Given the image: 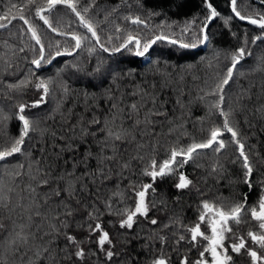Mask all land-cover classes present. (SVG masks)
<instances>
[{
  "label": "snow or ice",
  "instance_id": "1",
  "mask_svg": "<svg viewBox=\"0 0 264 264\" xmlns=\"http://www.w3.org/2000/svg\"><path fill=\"white\" fill-rule=\"evenodd\" d=\"M204 2L208 11L204 21L199 24L196 20L185 22L181 34L175 38L156 34L145 41L139 35L128 32L115 37L121 42L109 47L114 39L113 35L106 38L102 36L101 22L94 23L87 15L95 9V0H0V36L7 33V39L0 41V97L10 100L11 93H19L28 86L42 90L40 99L31 104L14 103L16 110L12 115L3 114V108L0 107V264H84L92 257L99 258V253H103L102 264H117L123 253L117 248L109 232L104 230L102 215L106 213L119 217V228L126 230L133 229L141 217L148 220L149 212L156 207L155 200L150 199L155 194L156 180L176 175L178 169L190 162L196 163L198 157L206 155V150L219 156L227 151L230 144L234 146L237 155L232 162L239 161L243 183L251 191L254 172L264 168V155L259 151H252V146L247 145L246 138L241 135L239 121L235 118L238 114L250 112L253 116L264 119V103L258 106L254 104L255 83H250L249 88L236 95L235 106L228 104V98L231 84L236 82L239 67L243 66L242 61L246 58L253 59L254 63L247 74L239 75L259 74L260 97L256 99L264 97V54L254 56L251 47L259 46L257 42L264 44V10L254 8L252 0H229L232 15L225 22L238 18L255 26L258 34L249 39L247 32L243 37L233 33L240 44L229 55V63L223 74L216 73L212 83L205 81L207 91L201 89L204 95L198 99L205 102L207 121L211 123L205 128L206 120L201 118L200 131L207 132L208 135L199 141L193 137L187 145H181L178 137L165 148V158L162 161L158 159L161 144L156 128L162 123L159 118L167 120L168 113L154 84L137 85L128 94L117 95L118 89L105 93L107 108L99 117L95 115L94 109L90 118L76 116L71 112L64 115L60 109H53L52 113L60 112L62 116L61 127H67L65 136H57L55 131L42 127L40 119H32L25 114L26 109L47 103L46 98L51 96L53 85H57V79L64 71L61 69L56 77L42 79L36 76L35 70L51 65L58 57L71 56L83 50L86 41L94 40L99 50L109 54L122 49L131 51V45L136 49V56H144L157 41L167 40L170 44H179V47L185 49L196 47L197 43H206L208 23L221 14L208 0ZM259 4L264 8V0H259ZM122 6L131 8L129 0H120L105 15L104 20L107 21ZM62 9L78 18L79 25L90 36L74 30L61 31L56 24L63 20L58 15ZM154 15L157 13H149L147 18H142L129 13L123 18L132 25L149 28L148 19ZM17 21L22 23H14ZM42 28L45 30L42 31ZM190 28L194 29L191 35L195 39L187 43L184 42L183 34L189 32ZM124 31L119 25L115 27L116 33ZM49 33L63 38V44L66 45L63 51L61 40H53ZM13 40L20 43L13 44L10 42ZM53 48L55 51H50ZM28 52L32 53L31 58L28 57ZM87 52L91 56L97 52V47L87 48ZM21 61L33 66L27 69L28 74L23 79L17 75L22 71ZM66 67L76 72L85 71L83 63ZM102 70L103 61H100L88 74L100 73ZM29 76L35 78L34 84ZM9 77H15L18 82H6ZM120 78L119 74L113 76L114 81ZM57 86L68 93L69 89L62 79ZM207 97L215 99L209 101ZM249 104H253L252 109H249ZM52 113L46 119H55ZM213 117L221 118V123L215 124ZM13 118L20 123L16 136L11 135L5 127ZM245 123L252 127L247 119ZM225 134H230L227 140L224 138ZM48 136L63 141L62 151L56 153V169L51 165L42 166ZM33 140H36V144L30 143ZM41 140L44 144L37 147ZM79 145L87 147L83 153L70 157V169L68 159L60 165L62 152L75 154ZM33 148L41 152L40 157L33 156ZM55 148L56 145H53V149ZM18 156H23L25 162L17 160L13 163L11 158ZM223 168V164L217 159L209 175L219 173ZM136 169L140 170L141 176L149 177L151 182L138 183L132 179ZM124 181L128 183L121 189L120 184ZM111 183L116 185L112 196L119 197L123 207H115L114 200L105 195ZM260 186L261 195L255 205H248L247 194L243 200L229 205L221 198H217L219 202L202 198L198 206L197 221L192 226L181 224V234L173 232L169 236L153 233L150 239L159 241L161 248L151 264H235L229 249L236 256L249 257L251 264H264V180L260 181ZM175 187L178 190H191L195 184L183 172H179ZM199 194L203 197V193ZM129 200L131 205L127 203ZM149 222L151 225L158 224L156 219H150ZM242 224L252 225L246 235L239 232ZM202 226H206L204 231L201 230ZM163 228H169V224H164ZM208 230L210 235L206 234ZM79 232H86L83 239L77 238L75 233ZM204 241L207 243L204 244ZM226 241H229L227 246ZM249 241L251 245L259 246L261 254H258L255 247L249 246ZM181 242L189 246L188 252L196 250L198 255L195 259L181 252ZM92 245H95V249ZM166 249H171V254Z\"/></svg>",
  "mask_w": 264,
  "mask_h": 264
},
{
  "label": "trees",
  "instance_id": "2",
  "mask_svg": "<svg viewBox=\"0 0 264 264\" xmlns=\"http://www.w3.org/2000/svg\"><path fill=\"white\" fill-rule=\"evenodd\" d=\"M19 2V0H17ZM96 7L93 11H90L87 15L91 17L95 22H101L103 31L101 35L105 38L108 35H113L114 39L112 44L108 45L112 47L118 45L121 41L116 39L117 36L126 35L131 32L133 35H139L142 40H149L156 34H166L175 38L181 34V30L185 26V22L196 20L197 24L202 23L208 14L204 0H129L131 8L120 7V10L113 12L108 20L105 21L104 17L108 12H111L114 5H118L120 0H95ZM213 6L220 12V16L212 20L208 24L206 29L208 35V41L200 46L197 43L196 47L181 48L179 44H170L166 41H157L149 49L144 56H136L135 48L129 46L128 49H122L120 52L109 54L99 50V46L95 45L94 40L85 42V48L79 50L73 55H64L56 58L51 65H44L40 69H36V76L47 79L49 77H56L57 73L64 69L61 73V77L57 79V85L63 82L67 85L69 91L64 93L63 90L57 85H53V92L50 97H47V103L41 104L37 107H31L26 109L25 114L32 119H40L41 126L47 127L50 131H55L57 136H65L67 133V127H61L62 116L60 112L52 113L53 109H60L64 115L69 112L74 113L76 116L84 115L86 118H90L95 110V115L98 117L106 110L108 101L105 97V93L109 91L119 90L120 93H131L137 85H156V93L160 97V101L164 105V109L168 113V119L164 120L159 118L162 123L156 128L158 133V139L161 147L159 150V160L165 158V148L170 143H173L179 137V143L181 145H187L195 137L197 141L206 138L207 132H201V118L206 120L204 127H209L211 122L207 121L206 117V104L198 99V97L204 95V89L207 91L205 81L210 83L214 82L216 73L223 74L225 66L228 65L229 55L238 47L240 41L237 40L233 33L237 36L243 37L247 32L249 39L258 34V30L255 26L247 24L246 21H240L237 19L225 21L232 15L230 9L229 0H208ZM253 7L257 10H264L259 4V0H252ZM131 13L132 15H140L142 18H147L149 13H157V15L151 16L148 19L150 25L149 28H144L142 25H132L130 21L125 20L123 17ZM63 17L60 24H56L61 31H76L78 33L87 34V30L79 25L78 18L70 14L66 9H62L58 14ZM55 20V17L53 18ZM21 24L22 22H14ZM42 25V22H37ZM119 25L125 31L123 33H116L115 27ZM163 25V27H161ZM169 25L171 27H169ZM42 31L45 29L42 28ZM194 29H189V32L183 34L184 42L191 43L195 37L191 35ZM175 34V35H173ZM53 40H61V51L66 45L63 44V38L55 36V34H48ZM7 39V33L0 36V41ZM25 39H27L25 37ZM13 44L20 43L19 41H10ZM47 43V40L45 41ZM259 46H251L254 52V56H260L264 54V44L257 42ZM97 47V52L93 55H89L87 48ZM55 51V49H50ZM24 55V54H21ZM31 58L32 53H27ZM103 61V70L100 73H93L89 75L92 68L96 63ZM83 63L85 68L84 72H76L74 69L67 68L66 65ZM254 60L246 58L242 61V67H239V73L247 74L253 65ZM33 67L26 61H21L20 68L17 75L23 79L28 73L27 69ZM236 75V82L231 84L229 91L228 104L235 106L236 95L243 89H247L250 83H255L257 87L253 89L254 104L259 105L264 103V97H260V83L261 77L259 74L255 76ZM119 74L121 77L119 80L114 81L113 76ZM29 79L36 82L34 77L29 76ZM9 83L18 82L15 77H9ZM164 85H167L166 87ZM11 99L5 100L0 97V107L3 108V114L12 115L15 112L14 103H33L40 99L42 90L38 91L34 86H28L23 88L19 93H11ZM126 98H130L127 97ZM215 97H207V100H214ZM179 101V103H178ZM249 109L253 108V104H249ZM52 113L55 119H46V117ZM215 124L221 123V118H212ZM239 121V129L241 135L246 138L247 145L252 146V151H259L261 155H264V119H259L257 116H253L250 112L238 114L235 118ZM247 119L252 127L250 128L247 123ZM75 122V120H73ZM5 127L9 130L10 134L16 136L20 123L15 119H11L7 122ZM171 129V132H170ZM230 134H225V139L229 138ZM36 144V140L30 142ZM44 141L41 140L40 144L43 145ZM53 145L56 148L53 149ZM86 145H79L77 153L62 152V156L59 159V164L63 165L64 160H69L70 169V157L72 155H79L85 151ZM63 148V141L53 139L51 136L47 137V152L44 153V159L42 160V166H52L53 169L57 168V152H61ZM207 151L206 155H202L197 158L196 163H188L183 168L178 169L176 175H169L164 178H158L154 184L155 194L150 196V199H154L156 207L152 208L149 212V219L139 218L137 224L133 229L126 230L120 229L118 225L119 217L104 214L101 217V222L104 230L108 231L110 236L113 237L114 243L117 248L123 253V256L117 260V264H151V260L159 254L161 245L159 241H152L150 237L153 233L159 232L161 235L168 234L171 236L173 232L177 235L181 234L183 229L180 225L192 226L198 219V206L201 203V199H208L217 201V198H221L226 205L243 200L247 194V203L249 206L255 205L261 195L260 181L264 180V168L253 174V187L249 191L248 186L243 183V171L241 169L239 161L233 163L236 159L235 147L229 145L226 152L217 156L211 151ZM34 157H40L41 152L32 149ZM13 163L17 160L19 162H25L23 156L11 158ZM219 159L223 164V171L209 175L212 170V165ZM197 165H200L197 167ZM183 172L190 180L195 184L194 188L178 190L175 184L178 182V173ZM127 175V173H125ZM7 179V177H5ZM132 179L137 180L138 183L151 182L149 177L140 175V170L136 169L135 175ZM124 181L120 184V188L123 189L127 184ZM116 188L114 183L109 184L108 190L105 195L114 200L115 207H123L119 197H113L112 191ZM203 193V197L198 193ZM219 202V201H217ZM131 205V201H127ZM158 220L157 225H151L149 220ZM174 222V223H173ZM7 223V221L5 222ZM169 224V228L164 229L163 225ZM206 226H202V231ZM251 224H242L239 226V232L241 235H246ZM234 227V231H236ZM77 234L78 239H83L86 232H79ZM210 235V230L206 232ZM204 244L207 241L203 242ZM229 241L225 242L227 246ZM62 246V243H61ZM255 247L258 254H261L262 250L259 246L251 245ZM95 249V245H92ZM181 252L189 254L192 259H195L198 255L195 249L188 252L189 246L181 242ZM87 248V245H86ZM171 254V249H166ZM233 255L235 264H251L250 258L246 255L236 256ZM99 258L92 257L86 260L84 264H102L103 253L98 254ZM175 261V256L173 255Z\"/></svg>",
  "mask_w": 264,
  "mask_h": 264
},
{
  "label": "water",
  "instance_id": "3",
  "mask_svg": "<svg viewBox=\"0 0 264 264\" xmlns=\"http://www.w3.org/2000/svg\"><path fill=\"white\" fill-rule=\"evenodd\" d=\"M211 22H212V21H210L209 23H211ZM209 23H208V24H209ZM164 41L168 42L167 40H164ZM204 44H205V43H204ZM204 44H200L199 47H200V46H203Z\"/></svg>",
  "mask_w": 264,
  "mask_h": 264
},
{
  "label": "rangeland",
  "instance_id": "4",
  "mask_svg": "<svg viewBox=\"0 0 264 264\" xmlns=\"http://www.w3.org/2000/svg\"><path fill=\"white\" fill-rule=\"evenodd\" d=\"M136 51V50H135Z\"/></svg>",
  "mask_w": 264,
  "mask_h": 264
}]
</instances>
